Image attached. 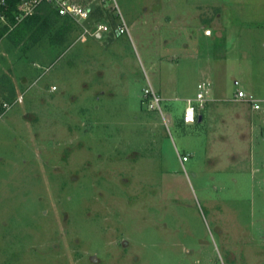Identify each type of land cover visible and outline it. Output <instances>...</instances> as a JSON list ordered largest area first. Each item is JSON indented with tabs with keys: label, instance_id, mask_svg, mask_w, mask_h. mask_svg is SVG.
Instances as JSON below:
<instances>
[{
	"label": "rangeland",
	"instance_id": "rangeland-1",
	"mask_svg": "<svg viewBox=\"0 0 264 264\" xmlns=\"http://www.w3.org/2000/svg\"><path fill=\"white\" fill-rule=\"evenodd\" d=\"M263 1L117 0L129 35L115 43L0 41L17 88L1 103L0 264H264V125L245 147L231 128L239 89L264 116V26L237 25ZM208 5L236 17L222 48L203 34ZM210 60L217 98L182 127ZM149 84L162 113L142 107Z\"/></svg>",
	"mask_w": 264,
	"mask_h": 264
},
{
	"label": "built area",
	"instance_id": "built-area-1",
	"mask_svg": "<svg viewBox=\"0 0 264 264\" xmlns=\"http://www.w3.org/2000/svg\"><path fill=\"white\" fill-rule=\"evenodd\" d=\"M11 2L16 7L15 11H12L16 23H21L24 19L34 16L43 6L50 7L51 10L61 17L70 18L79 27L80 36L78 37V41H85L87 37L110 36L112 32L118 36L129 35V27L121 11L118 9L117 0H0V21L6 24L12 31L16 25L13 26L7 20V14L12 9ZM97 11L101 13V18L99 19L96 17ZM109 15H114L118 20L115 30L108 22H103L104 20L108 21ZM245 97L244 92L238 93V98ZM248 100L255 110L261 109V105L253 96ZM206 102L204 87L200 85L196 97L187 101V107L183 114V122L185 124L196 123L198 110L204 109ZM144 104L150 110H160L162 113V99L150 84L144 91ZM163 119H165L167 124L165 114H163ZM187 160V157H183V162Z\"/></svg>",
	"mask_w": 264,
	"mask_h": 264
},
{
	"label": "crops",
	"instance_id": "crops-1",
	"mask_svg": "<svg viewBox=\"0 0 264 264\" xmlns=\"http://www.w3.org/2000/svg\"><path fill=\"white\" fill-rule=\"evenodd\" d=\"M208 7L215 8V9L218 8L219 14L216 15V17H215V13H214L213 14V20H210L209 23L207 22V19L203 18L202 27H203V34H205L204 37H206V35H207L208 37H206V38L209 39L210 41H212L213 43H215V45L217 47H220V48H222L225 45V43H227L229 45V41L231 40V37H233L232 35H235L233 33H231V34H229V33L233 31L232 29H235L231 25H233L234 19L236 17L235 16H226L224 8L220 5H213V6L208 5ZM115 19H116V17H115ZM204 19L206 21H204ZM116 21L118 24L117 19H116ZM256 21H258V22L256 23ZM216 24L219 25V27H217V29H219L218 31L216 29ZM245 24H248L252 28H254V27L260 28L261 26H264V1L262 2L261 12L257 16V20H255V21L252 20V22L248 21V20H246L245 22H239L237 20L238 26L241 25L243 28ZM261 28H264V27H261ZM211 35H212V37H211ZM79 36H80V32H79L78 37ZM105 36H103V37H100V36L88 37V38L96 40L97 43H100V42L102 43L105 40ZM78 37H77V39H78ZM106 37H107L106 38V44L107 43L108 44L109 43H115V41L117 42L120 39V38L119 39L112 38V40H110L109 36H106ZM76 42H77V40H76ZM229 49H230V47H229ZM223 59L226 60V58H223ZM212 61L213 60H210L209 62L206 63L207 67L199 69V74L201 75L200 76L201 77L200 78L201 83L198 84V89H199L200 85H202L204 87V93H205V96L207 99V103H206V106L203 110L198 111V121H196V123H194L195 125L198 123H204L205 122L206 115L204 114V112L207 110V108L209 106H211L209 104L214 102V98L215 99L217 98L215 95L217 93V89L214 88L213 76L219 75L220 73H222L223 69H225V68H222V69L216 68L217 66H219L218 63H216V61H213V62ZM225 64L226 63H224V66H225ZM227 64H228V62H227ZM158 92L161 95H163L162 91H158ZM198 92H199V90H198ZM239 92H244L246 97L245 98H238ZM246 93H248V94H246ZM252 93H253L252 91L247 92L243 89H239L238 91H236V93L234 95V99H233V102L237 103L235 106V110L233 112V118L236 120V122L232 124L234 127L232 126L231 128H234V130H239V138L244 139L242 147H245V145L247 143H250L251 142V140H250L251 136H254V130L257 126V125H255L254 120L258 121L260 119L261 123L264 125V116H261L262 106H261L260 110H255L253 105L248 100L247 95H249V97H252L253 96V95H251ZM165 97L166 96H163L164 101L166 99ZM195 97L187 98L186 107H187V101L194 99ZM257 101L259 102L260 100L257 99ZM260 103H261V101L259 102V104ZM186 107H185V109H186ZM226 108H229V107H226ZM185 109H184V111H185ZM184 111H183V114H184ZM183 114H182V118H183ZM220 114H221V117L224 116V118H226V120H228V116L226 115V113L224 111L220 110ZM166 117L170 123L171 122V116L168 115ZM217 122H218V120H216L215 124L213 126H211V127H213L212 128L213 133H215V131H218L219 128H222V126L224 127L225 130H227L228 126H226L225 121H223L222 125H219V123L217 124ZM179 125L182 127H190L191 126V124L187 125V124L183 123L182 119L179 121ZM239 147H240V144H239ZM242 149L243 148H241L239 151L242 152ZM245 149H248V148H245Z\"/></svg>",
	"mask_w": 264,
	"mask_h": 264
},
{
	"label": "trees",
	"instance_id": "trees-1",
	"mask_svg": "<svg viewBox=\"0 0 264 264\" xmlns=\"http://www.w3.org/2000/svg\"><path fill=\"white\" fill-rule=\"evenodd\" d=\"M11 7L10 13L7 14V20L10 24L16 26L11 31L6 24L0 21V41L8 39L22 54L41 47L44 43H47L49 49L65 52L76 42L80 32L79 27L70 18L59 16L50 7H41L34 16L24 19L21 23L15 22L12 11H15L16 7L13 2H11ZM214 13L215 16L218 15L219 9L216 8ZM96 17L101 18L99 11L96 12ZM108 18V21L104 20L103 22H108L115 30L117 27L115 16L109 15ZM123 36H118L112 32L109 39H119ZM16 100V86L10 80L2 77L0 80V116L5 113V108L1 103L13 104ZM143 106H145L144 99L142 100Z\"/></svg>",
	"mask_w": 264,
	"mask_h": 264
}]
</instances>
